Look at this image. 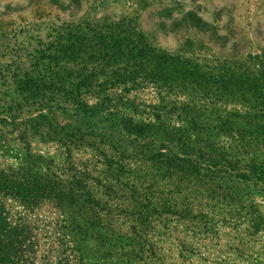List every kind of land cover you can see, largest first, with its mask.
<instances>
[{
    "label": "rangeland",
    "instance_id": "374dc122",
    "mask_svg": "<svg viewBox=\"0 0 264 264\" xmlns=\"http://www.w3.org/2000/svg\"><path fill=\"white\" fill-rule=\"evenodd\" d=\"M112 26L137 35V41L158 52L199 63L204 69L218 68L224 63L240 66L241 71L264 66V0H0V170L22 168L28 160L37 157L42 161L36 160L33 171L50 174L62 170L65 154L59 143L28 130L22 142L19 135L25 127L3 121L10 103H13L12 114L15 111L21 115L18 121L36 114V106L26 107L29 101L27 105L23 103L14 81L31 66H41L42 52H54L58 44L65 42L64 35L69 29L106 35ZM51 65L56 74L77 69L73 61H53ZM105 97L110 100L109 109L89 121L90 139L74 148L72 156L79 169L90 170L92 193L104 205L95 212L102 221L112 224L116 230L114 237L130 236L129 227L136 221L128 215L132 198L137 197L133 192L142 194L150 186L144 194L148 197L153 194L154 198L160 195L159 203L174 202L185 215L179 218L175 214L151 212L146 217L144 237L157 248L164 264H264V231L253 229L257 211L264 214V185L225 179L234 198L230 201L220 196H200L185 181L177 185L158 181L154 168L141 162L138 154L125 162L123 170L115 164L113 169L104 165L105 155L116 163L120 160L116 152L119 149L130 153L139 150L136 142L111 127L105 117L118 114L145 121L144 115L133 112L132 103L138 106L162 100L164 103L188 101L184 86L169 90L157 89L149 82L135 88L120 85L105 93L90 94L86 99L94 104ZM209 98H201L205 101L199 100L196 105L210 123H215L219 114L243 111L252 102L248 97L221 96L214 102ZM57 113L60 120L67 121L64 110ZM170 122L185 126L176 117ZM212 133L213 141L240 160L242 167L251 162L264 163V145L255 147ZM152 201L149 208L158 203ZM3 202L13 220L25 217L40 227L54 225L67 217L47 201L29 211L13 197H4ZM251 204L256 211L251 209ZM200 214L205 217L199 220L213 226L212 230L208 226V232L202 235L188 223V217ZM85 250L91 254L87 264L108 263L96 253L94 245H87Z\"/></svg>",
    "mask_w": 264,
    "mask_h": 264
},
{
    "label": "trees",
    "instance_id": "16d2710c",
    "mask_svg": "<svg viewBox=\"0 0 264 264\" xmlns=\"http://www.w3.org/2000/svg\"><path fill=\"white\" fill-rule=\"evenodd\" d=\"M108 33L91 34L71 28L64 35L65 42L58 44L54 52H42L41 66L33 65L23 76H16L14 84L23 103L27 105L29 101L26 107L36 106V114L18 121L21 115L15 111L12 114L13 103H10L8 112L11 113L7 112L3 121L25 127L19 135L22 142L27 130L55 140L64 148L65 165L58 172L40 173L33 171L36 160L42 161L37 157L28 160L22 168L0 170V264H87L91 254L85 249L89 244L94 245L103 260H108L107 264H164L157 248L144 237L146 217L151 212L159 215L165 212L180 218L185 216L181 209L174 202L159 203L160 195L148 197L144 193L149 192L150 186L143 190L144 195L135 191L137 197L132 198L128 215L136 221L132 220L129 227L130 236L117 239L112 224L102 221L95 212L104 205L92 193L90 170L79 169L73 161L74 148L87 144L90 139L89 121L109 109L108 98L89 104L87 96L105 93L116 86L135 88L144 82L157 89L184 86L189 99L138 106L132 103L133 112L144 115L145 121L118 114L105 117L111 127L123 132L125 138L139 147L135 153L117 149L120 160L116 163L105 155L104 165L108 169H113L115 164L123 170L125 162L138 154L141 162L154 168L158 181L176 185L185 181L200 196H220L230 201L234 198L225 179L264 185V163L251 162L242 167L240 160L212 139V132H216L251 146L264 145L263 65L241 71L240 66L224 63L218 68L204 69L199 63L158 52L137 41V35L126 34L116 26ZM53 61H73L77 69L56 74L52 71ZM221 96L248 97L252 102L245 110L219 114L216 122L210 123L197 111L196 102L207 97L214 102ZM60 110L68 115L67 121L59 119ZM174 117L185 126L171 123ZM4 197L17 199L27 211L47 201L67 217L42 227L25 217L13 220ZM152 199L158 202V211L157 205L149 208ZM250 207L255 209L254 204ZM200 217L205 215L188 217V223L202 235L208 232L209 224L199 220ZM212 228L210 224L209 229ZM253 229L264 231V214L258 211L253 217Z\"/></svg>",
    "mask_w": 264,
    "mask_h": 264
}]
</instances>
